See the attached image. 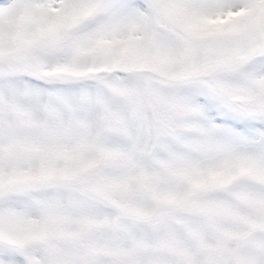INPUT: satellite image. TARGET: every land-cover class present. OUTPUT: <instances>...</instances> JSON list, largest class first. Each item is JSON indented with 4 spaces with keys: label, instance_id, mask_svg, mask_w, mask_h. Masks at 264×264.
<instances>
[{
    "label": "snow or ice",
    "instance_id": "1",
    "mask_svg": "<svg viewBox=\"0 0 264 264\" xmlns=\"http://www.w3.org/2000/svg\"><path fill=\"white\" fill-rule=\"evenodd\" d=\"M0 264H264V0H0Z\"/></svg>",
    "mask_w": 264,
    "mask_h": 264
}]
</instances>
